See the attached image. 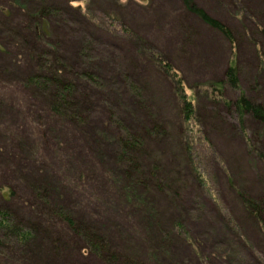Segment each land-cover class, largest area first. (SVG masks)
<instances>
[{
	"label": "rangeland",
	"instance_id": "1",
	"mask_svg": "<svg viewBox=\"0 0 264 264\" xmlns=\"http://www.w3.org/2000/svg\"><path fill=\"white\" fill-rule=\"evenodd\" d=\"M193 1L227 25L234 42L187 13L182 0H0V44H15L0 52V214L38 229L27 249L18 251L12 237L2 242L0 264H50L57 241L67 260L58 264H112L82 247L65 216L99 230L119 264H264V230L242 199H264V124L249 115L240 124L224 106L239 92L226 83L220 96L211 87L226 82L233 62L249 99L264 92V2ZM44 8L52 11L47 27H37L46 32L43 46L83 70L86 51L85 65L104 84L77 125L53 116L23 83L34 56L25 41L36 33L21 43L17 29ZM158 54L183 80L197 112L191 119L168 72L149 59ZM149 118L167 130L144 132L149 160L141 162L157 174L129 201L109 145L118 131L148 129ZM43 209L53 219L38 218Z\"/></svg>",
	"mask_w": 264,
	"mask_h": 264
},
{
	"label": "trees",
	"instance_id": "2",
	"mask_svg": "<svg viewBox=\"0 0 264 264\" xmlns=\"http://www.w3.org/2000/svg\"><path fill=\"white\" fill-rule=\"evenodd\" d=\"M182 3L184 4L187 13L191 15L193 14L202 22V24H206L214 31H219L220 33L224 34V36L227 37L228 40L234 42V34H232L227 25H225L215 17L213 18L211 15H209V13L205 11L204 8L202 9L201 7H199L193 0H182ZM51 11V9L48 10L44 8V11L40 14L39 17H37V20L33 19L34 21L32 22L28 21L26 25L17 29L18 33H22V35L18 34L15 40L19 39L21 43H23V41L29 39L30 37L33 38L35 33L37 34H35L31 42L25 41V43L30 44L27 49L30 48L31 53H33L34 56H31L32 60L31 57L29 58L32 63L30 66L32 68V71H30L31 76L24 78L23 83H25V85H27L29 89L33 88L38 93V95L40 94V97H43V99L45 98L47 100L45 109L49 110L53 116L55 115L66 118L68 121L77 125L78 122L87 120V115L90 112L91 107L93 106L92 104H94L93 100L95 99V96L93 95V93L99 95L97 88L99 86H103L104 84L101 81L99 73L91 68L92 64L85 65V60L89 58V55L86 54V51L81 52L79 55L81 64L88 67L83 70L70 66L69 63L66 62L64 57H62L60 53L57 52V50L52 49L51 51H49L43 46L44 38L41 36L42 33L38 31L39 29H37V27H47L48 22L46 18H48L47 16L51 14ZM25 33H28V36H25ZM45 33L46 32H44V34L42 35H46ZM6 45L12 46L15 44L1 43V53H6ZM43 49L47 50V53H44ZM163 58L164 57L162 54L155 55V60L154 57H149V59H152L159 65V68L161 70L163 69L168 72L169 75H167V77L169 78V80L173 81L171 82V88L174 94L177 96V99H179V101L181 102L182 112L188 119H191L196 111H193V102L189 99L188 94L184 89V82L180 77H176L174 72L172 73L173 69L170 68L169 62H167V60ZM261 59L262 61L260 63V67L264 70V60L263 58ZM227 67L228 68L225 71L226 82L220 81L217 84H213L211 86L213 87V92H219L220 96H222V94L224 93L223 89L225 87V84L227 83L231 88L239 92V97L237 98L236 102H224V106H226L227 110L230 111V108L234 107V110H236L235 113L240 120V124L244 123L243 117L249 115L254 121L257 122V125H263L264 101L260 100L262 99L261 97L262 95H264V92L260 94L258 93V98L256 97L260 102L254 101L256 99H249L240 86L239 69L238 66H236V63H228ZM36 92L35 94H37ZM148 123V129L144 128L142 130L143 132L140 133L135 134L134 131H126L127 129L116 132L115 135L117 138H115V142L109 145L110 147L112 146L113 148H115L111 160L116 161L115 164H120L119 167H116L114 173L115 175L122 176V181H124L126 187V189H124V199H128L129 201L134 199L136 195L135 190L139 189L143 191L149 187L145 179L149 178L150 182H152L151 179H154L153 175L154 177H156L155 175L157 174L153 173V169L143 168L144 166L142 165L141 161L149 160L146 153V147L143 145V140H145L146 134H154V132L158 136L165 137L167 130L163 126L159 125L160 122H158V120L156 119L154 120L152 118H149ZM148 139H151V136L148 135ZM249 149H251V145ZM29 154H33V152L29 151ZM151 187L153 188V186ZM37 196L39 200L43 202L42 196ZM242 199L243 201L245 200L244 204L247 205L248 212H250L253 218L258 221V224L260 225L262 230H264V199H262V201H253L251 199L247 200L245 198ZM44 212H46V209H43L41 212H39V216L37 217L41 220L48 218L53 219L52 212L48 215ZM8 217V215L0 214V234L2 232H6L5 238H0V246L1 244H3L2 242H4V244L8 243V237H12V241L15 242L14 244L18 251L20 250L19 247H24L25 245H27V243L28 245L26 249L29 248L28 246L31 243L30 241L34 238L32 235L37 234L38 229L34 228V230L29 228L25 230L19 227V225L13 226V219H11L10 225V220L7 219ZM64 222L66 226L65 224L63 225L69 229V232L71 230L73 231L72 234L83 239L82 247H85L84 249L89 250L91 254L95 253L98 256H101L112 264L120 263L121 258L117 256L113 251L112 253L110 252L108 242L106 238H103L101 236L102 233L99 230L97 231L95 228L93 229L87 225H76L74 218L71 216H65ZM153 229L154 228L150 226V234ZM58 242L59 241H57L56 243L53 242L55 252L53 255L55 257L54 261H52L50 264H58L57 260H59L60 262L62 260L64 261V263L67 261L65 260L64 254H61L59 250V254L56 253L57 249L55 247V244H57ZM75 249H78L80 251L79 247H76ZM24 256L27 257V255ZM124 264L134 263L126 259Z\"/></svg>",
	"mask_w": 264,
	"mask_h": 264
}]
</instances>
